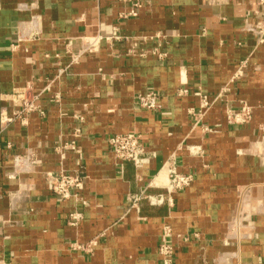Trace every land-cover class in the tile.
Returning <instances> with one entry per match:
<instances>
[{"label":"crops","instance_id":"1","mask_svg":"<svg viewBox=\"0 0 264 264\" xmlns=\"http://www.w3.org/2000/svg\"><path fill=\"white\" fill-rule=\"evenodd\" d=\"M198 93L214 102L194 117ZM241 103L251 118L228 123ZM0 120V264H162L163 240L172 264H264L259 0H0ZM113 133L140 136L141 167ZM171 168L191 183L158 184Z\"/></svg>","mask_w":264,"mask_h":264},{"label":"built area","instance_id":"2","mask_svg":"<svg viewBox=\"0 0 264 264\" xmlns=\"http://www.w3.org/2000/svg\"><path fill=\"white\" fill-rule=\"evenodd\" d=\"M181 94L186 93L185 89L180 90ZM199 105L196 108H190L189 113L191 116L200 117L205 111H207L214 100L209 99L205 95L199 94ZM158 95L149 91L144 94H138L136 96V102L139 106L146 109H157L158 106ZM26 110H33L34 105L32 100L25 101L23 104ZM226 120L230 124L240 125L246 123L251 118L250 106L245 103H241L239 106L227 105L225 108ZM7 118H3L2 122ZM106 143L112 151L114 157L119 161H131L135 167H141L145 159L144 147L141 143L140 136L134 133H124V134H110L107 136ZM48 183L50 185L51 191L62 199H67L72 195L78 194L81 189L82 179L76 174L60 173L55 176L51 173L47 175ZM168 189L169 191L176 192L182 188L188 186L192 181L191 174L180 173L177 170L171 168L168 171ZM161 202V200H159ZM158 202V203H159ZM80 213L70 214V224L74 225L81 218ZM165 235L169 232V228L165 227ZM79 248H86L85 246H79ZM159 253L162 256V264H172L173 249L172 246L163 240L159 244Z\"/></svg>","mask_w":264,"mask_h":264},{"label":"rangeland","instance_id":"3","mask_svg":"<svg viewBox=\"0 0 264 264\" xmlns=\"http://www.w3.org/2000/svg\"><path fill=\"white\" fill-rule=\"evenodd\" d=\"M260 1V3H262V5L264 6V0H259ZM257 33H260V30L258 29L257 30ZM17 99H19V98H16V100H15V102H17ZM247 105V104H246ZM24 105H22L21 107L22 108H19V109H16L15 111H14V113H13V116L12 117H14V118H18V117H23L26 113H28L29 112V110H26L25 109V107H23ZM249 106V105H248ZM250 110H251V108H250ZM251 113H252V111H251ZM12 117H5V118H7V119H5V121H7L9 118H10V120H11V118ZM10 120H8L7 122H4V123H8ZM1 121V120H0ZM3 123V122H2ZM244 124V123H243Z\"/></svg>","mask_w":264,"mask_h":264},{"label":"bare ground","instance_id":"4","mask_svg":"<svg viewBox=\"0 0 264 264\" xmlns=\"http://www.w3.org/2000/svg\"><path fill=\"white\" fill-rule=\"evenodd\" d=\"M166 180H167L166 172L163 171V172H161L160 176L158 177L157 182L160 185H165L166 184Z\"/></svg>","mask_w":264,"mask_h":264}]
</instances>
